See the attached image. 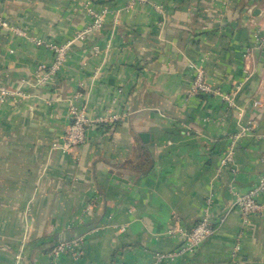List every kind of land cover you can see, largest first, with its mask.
Returning a JSON list of instances; mask_svg holds the SVG:
<instances>
[{"label":"crops","instance_id":"1","mask_svg":"<svg viewBox=\"0 0 264 264\" xmlns=\"http://www.w3.org/2000/svg\"><path fill=\"white\" fill-rule=\"evenodd\" d=\"M86 1L104 10L103 25L74 41L54 87L31 83L52 52L0 32V83L26 94L0 101V264H153L185 241L168 231L195 226L209 193L213 234L161 264H264V200L246 223L233 208L264 173V0H0V15L61 42L90 22ZM193 62L212 86L236 91L238 108L188 95ZM76 92L90 119H118L92 122L86 142L65 151L53 144ZM243 124L250 133L218 173ZM82 235L80 257L53 259L57 242Z\"/></svg>","mask_w":264,"mask_h":264},{"label":"built area","instance_id":"2","mask_svg":"<svg viewBox=\"0 0 264 264\" xmlns=\"http://www.w3.org/2000/svg\"><path fill=\"white\" fill-rule=\"evenodd\" d=\"M149 0H131V3H146ZM86 8L90 14L91 20L72 38L66 41L56 42L50 39H46L39 36H30L22 27L10 23L7 19L0 15V32L6 30L13 35L27 38L35 45L45 47L52 52V62L49 65L40 63L37 65L34 80L31 82L33 85H42L46 87H54L57 81V74L62 64L66 60L67 54L71 45L76 40L85 39L90 33L99 29L104 22V10L99 11L92 6L91 1H86ZM155 8L162 12L159 5H155ZM256 41H262L259 34H255ZM193 69V80L188 95L192 94H204L218 96L222 99L228 107L238 108L235 97L236 91L223 90L218 87L212 86L206 79L204 67L196 62L191 63ZM24 83H30L27 80H23ZM25 96V91L21 85L17 88H11L0 83V101H5L12 96ZM81 95L80 92H76L69 100V123L63 134L61 143H54L53 146L62 150H70L73 147L79 146L86 142L87 139V127L94 123H113L118 119V115L99 116L97 119H90L84 105H78L76 98ZM258 100L254 101V105H258ZM241 113V109H238ZM251 126L249 124L240 125L239 130L231 135V140L227 149L223 152L220 164L217 172H221L225 167L230 166L234 160L235 147L240 138L249 134ZM264 200V173L257 176L256 182L244 193H236L233 202V208L237 209L242 217L243 223L248 221V218L260 211L263 206ZM213 205V193H209L205 200V206L202 216L198 223L191 229H184L177 227L171 229L168 232L173 233L178 231L185 237V241L176 247L172 251H156L152 255L153 264H161L163 262H173L175 259L186 253H194L200 244L207 239L215 231V222L211 217V207ZM221 221L223 218L220 219ZM106 226V225H105ZM120 230L125 229V225H120ZM84 241V235L57 242L51 250V256L53 259H57L62 253H71L76 257H80L83 253L82 243ZM240 244L237 243L235 249H239ZM15 264H22L20 257L16 258Z\"/></svg>","mask_w":264,"mask_h":264},{"label":"water","instance_id":"3","mask_svg":"<svg viewBox=\"0 0 264 264\" xmlns=\"http://www.w3.org/2000/svg\"><path fill=\"white\" fill-rule=\"evenodd\" d=\"M262 60L264 61V48H263V52H262ZM140 135V137L143 139V140H148V137H150V133H147V132H142V133H140L139 134ZM114 177H117V176H115V175H113ZM119 178V177H118Z\"/></svg>","mask_w":264,"mask_h":264}]
</instances>
